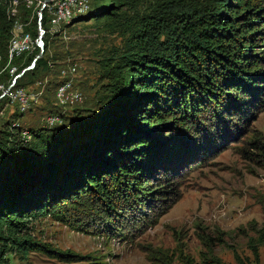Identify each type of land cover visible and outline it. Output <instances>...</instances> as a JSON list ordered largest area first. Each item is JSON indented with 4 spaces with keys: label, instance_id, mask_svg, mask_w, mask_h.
<instances>
[{
    "label": "trees",
    "instance_id": "1",
    "mask_svg": "<svg viewBox=\"0 0 264 264\" xmlns=\"http://www.w3.org/2000/svg\"><path fill=\"white\" fill-rule=\"evenodd\" d=\"M102 1L109 5L95 4L76 19L111 23L126 42L99 62L105 83L91 99L94 108L74 110L72 123H65L64 112L73 107L61 108L53 96L42 127L26 131L19 124L23 114L11 104L16 114L0 127V226L17 227L40 214L77 219L100 211L109 219L116 208L153 209L172 195L168 209L177 199L169 183L176 173L226 146L264 114V0H139L147 15L134 22L122 14L128 0ZM45 11L26 29L33 37L38 21L47 33ZM11 26L0 10L1 67ZM39 52L38 46L24 61L25 53L13 58L16 74ZM41 64L37 60L20 79L36 77ZM3 77L7 88L12 77ZM20 79L15 87H22ZM54 117L58 122L48 124ZM240 155L264 171V130L250 132ZM258 204L264 211V195ZM250 231L253 263L259 264L264 219ZM20 246L62 264L82 261L43 244Z\"/></svg>",
    "mask_w": 264,
    "mask_h": 264
},
{
    "label": "rangeland",
    "instance_id": "2",
    "mask_svg": "<svg viewBox=\"0 0 264 264\" xmlns=\"http://www.w3.org/2000/svg\"><path fill=\"white\" fill-rule=\"evenodd\" d=\"M82 1L89 10H95L98 3L103 7L109 5L102 0ZM54 2L51 0L45 7L47 33L44 38L48 48L40 58L39 74L33 79L30 75L20 79L29 93L36 92L38 82L43 87L42 102L32 106L20 120L21 128L26 131L42 127V118L54 101L55 86L64 80L61 72L69 66L76 68L71 78L74 89L84 99L64 112L65 123H72L69 116L74 110L93 109L91 99L105 83L100 78L99 62L114 50L121 51L126 42L123 31L106 21L74 19L67 25L53 24ZM127 2L132 7L124 8L122 14L126 12L124 16L131 22L147 15L144 3ZM40 6L41 0H0V10L12 22L8 46L13 38L28 35L23 61L38 47V37L26 29H33ZM12 10H15L14 16H11ZM89 10L81 18H86ZM27 16L28 21L24 23ZM15 22L19 27H14ZM7 59L0 66V78L6 72L11 75L14 60ZM2 86L5 88L6 83L0 79V91ZM2 105L0 127L11 114H16L8 100ZM263 130L264 114H260L243 126L236 139L228 140L223 148L199 157L183 172L176 173L169 183L172 189L177 187V199L168 209L172 195L153 209L131 208L130 212L128 207L116 208V214L109 219L100 211L90 218L77 216V219L70 213L63 218L40 214L17 227L1 225L0 264H62L43 252L29 247L22 249L20 242L26 241L78 255L82 258L80 264H214V260L221 264H237V260L254 264L250 247L254 234L250 226L260 225L264 219V211L258 204L259 197L264 195V171L245 161L240 153L250 132ZM257 252L259 264H264V249L257 247Z\"/></svg>",
    "mask_w": 264,
    "mask_h": 264
},
{
    "label": "built area",
    "instance_id": "3",
    "mask_svg": "<svg viewBox=\"0 0 264 264\" xmlns=\"http://www.w3.org/2000/svg\"><path fill=\"white\" fill-rule=\"evenodd\" d=\"M49 7V6H48ZM89 10L86 2L82 0H55L52 5V23L56 25H67L74 19L81 17L84 13ZM15 15V10H12L11 16ZM14 27L17 28L19 25L17 22L14 23ZM28 35H23L19 39L13 38L8 47V58L12 60L15 57H18L24 52L25 42ZM38 46V40L36 42ZM13 69V70H12ZM17 68L13 66L11 68V76L12 81L7 86L11 87V89L6 92L7 88L1 87L0 96L1 99H7L11 104L15 105L17 110L24 114L26 113L32 106L37 104L42 96H43V87L40 82L36 83L35 86L36 92H27L25 88L15 87L14 77L16 74ZM76 72V68L74 66L68 67L66 70L61 72V77L64 79L61 83H59L54 91V98L56 104L63 109L68 107H74L83 102V96L81 93L74 89L73 79L71 76H74ZM19 80V79H18ZM0 99V100H1ZM58 122V118H48V124H54Z\"/></svg>",
    "mask_w": 264,
    "mask_h": 264
},
{
    "label": "water",
    "instance_id": "4",
    "mask_svg": "<svg viewBox=\"0 0 264 264\" xmlns=\"http://www.w3.org/2000/svg\"><path fill=\"white\" fill-rule=\"evenodd\" d=\"M51 0H41V6L39 9V20L41 19V13L43 12V10L45 9V7L49 4ZM38 30H39V35H38V46L40 48V52L39 54L35 57L33 62H36L38 59L41 58L42 54H43V36L45 34L44 30L41 27V23L38 24ZM34 66V63L31 64L30 67L25 68L23 70H21L15 77H14V81H17L18 79H20L27 71H30ZM11 89V87H8L6 92H8ZM3 96V95H2ZM2 96H0V99L2 98Z\"/></svg>",
    "mask_w": 264,
    "mask_h": 264
}]
</instances>
